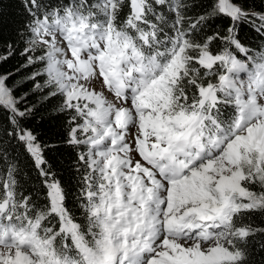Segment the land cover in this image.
Wrapping results in <instances>:
<instances>
[{
	"label": "snow or ice",
	"instance_id": "6c2138e0",
	"mask_svg": "<svg viewBox=\"0 0 264 264\" xmlns=\"http://www.w3.org/2000/svg\"><path fill=\"white\" fill-rule=\"evenodd\" d=\"M19 2L15 40L0 8V63L23 43L21 68L42 66L26 77L32 91L62 98L52 111L67 115L63 143L77 150L80 214L45 155L56 145L26 126L35 106L21 110L27 93L0 74L5 135L38 175L22 183L14 149H0V264H257L264 43L250 49L238 27L264 41V11L243 0ZM221 18L227 28L213 29Z\"/></svg>",
	"mask_w": 264,
	"mask_h": 264
},
{
	"label": "trees",
	"instance_id": "16d2710c",
	"mask_svg": "<svg viewBox=\"0 0 264 264\" xmlns=\"http://www.w3.org/2000/svg\"><path fill=\"white\" fill-rule=\"evenodd\" d=\"M244 7L246 9H254L255 11H264V0H243ZM0 8L3 12V27L6 36L12 35L15 40L14 32L15 29L21 26V22L25 19L22 5L19 0H3L0 3ZM203 12V9H194L189 13L193 18ZM228 19H218L213 25L215 29L216 25H221L227 28L229 24ZM238 37L241 42L244 43L250 49H255L256 45L264 43L259 37V34L255 32L247 24H242L238 27ZM17 51L11 56L6 62L0 63V74L13 73L11 78L7 81L8 86L15 87V95L17 97L23 96L27 93L26 99L20 105V109L23 110L25 107L35 106V115L26 121V126L30 127L38 136V140L41 143H47L56 145L46 151L45 155L49 162L53 165L54 170L58 173V178L62 184L68 190V207L75 209V214L79 216L80 210L77 207V202L74 200L75 195L79 191L77 185V179L80 173L76 172L77 163V150L67 146L63 141L67 137V115L59 114L52 111V109L61 102V97H53L48 101L41 102V96L47 95V91L33 92V82L26 79L32 72L39 70L41 65L35 67L21 68V65L25 63V58L19 55V52L23 50V43L16 45ZM3 49H0V53ZM37 55L40 53L37 52ZM17 69L19 71L17 72ZM46 77H40L39 82L43 83ZM7 113L0 109V149L7 148L9 150L14 149L11 152L10 159L15 156L18 157L19 166L24 171L21 173L23 177L22 183L26 180L29 185L37 184L38 175L32 165L30 157L24 152V148L14 139H10L5 135L6 130H10L11 125L7 123ZM25 173L27 175H25ZM254 226H264V219L259 215L253 216ZM255 239H264V237H256ZM264 256V253L256 255L253 253V258L259 264L260 257Z\"/></svg>",
	"mask_w": 264,
	"mask_h": 264
},
{
	"label": "rangeland",
	"instance_id": "374dc122",
	"mask_svg": "<svg viewBox=\"0 0 264 264\" xmlns=\"http://www.w3.org/2000/svg\"><path fill=\"white\" fill-rule=\"evenodd\" d=\"M96 89L99 90V85L98 84H96ZM109 98H111V97H109ZM137 159H139V157H137Z\"/></svg>",
	"mask_w": 264,
	"mask_h": 264
}]
</instances>
